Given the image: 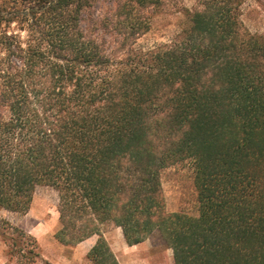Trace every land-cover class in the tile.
<instances>
[{
    "label": "trees",
    "instance_id": "trees-1",
    "mask_svg": "<svg viewBox=\"0 0 264 264\" xmlns=\"http://www.w3.org/2000/svg\"><path fill=\"white\" fill-rule=\"evenodd\" d=\"M182 3L0 0V238L18 264L39 242L1 212L27 213L41 186L59 193V242L99 235L92 264H121L104 225L129 245L158 232L174 264H264V35L246 0ZM167 8L179 32L140 44ZM171 167L192 185L175 212Z\"/></svg>",
    "mask_w": 264,
    "mask_h": 264
},
{
    "label": "rangeland",
    "instance_id": "rangeland-1",
    "mask_svg": "<svg viewBox=\"0 0 264 264\" xmlns=\"http://www.w3.org/2000/svg\"><path fill=\"white\" fill-rule=\"evenodd\" d=\"M182 1V4L189 8H195L197 5V0ZM102 4L101 11L106 7ZM243 19L253 33L264 35V0H246ZM182 20V13L174 8H167L154 16L152 28L139 40L140 44L169 42L179 32ZM176 169L168 168L163 175V189L169 212L180 211L188 201L192 189L188 173L183 170L176 172ZM1 216L37 238L42 258L33 264H92L86 254L88 242L65 245L55 237L61 227L59 193L55 188L39 187L27 213L3 210ZM102 232L121 264H174L173 249L164 242L158 232L135 245L126 242L119 226L104 225ZM6 263L18 264L16 259L10 256L7 243L0 238V264Z\"/></svg>",
    "mask_w": 264,
    "mask_h": 264
},
{
    "label": "crops",
    "instance_id": "crops-1",
    "mask_svg": "<svg viewBox=\"0 0 264 264\" xmlns=\"http://www.w3.org/2000/svg\"><path fill=\"white\" fill-rule=\"evenodd\" d=\"M98 238H99V236H91V237H89L88 239H86V240H84V241H82L81 242V244H83V243H87L88 242V249H87V251H86V254L89 252V250L94 246V244L97 242V240H98Z\"/></svg>",
    "mask_w": 264,
    "mask_h": 264
}]
</instances>
